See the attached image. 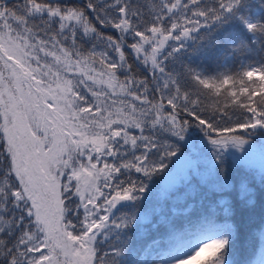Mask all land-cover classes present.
I'll list each match as a JSON object with an SVG mask.
<instances>
[{"label": "snow or ice", "instance_id": "6c2138e0", "mask_svg": "<svg viewBox=\"0 0 264 264\" xmlns=\"http://www.w3.org/2000/svg\"><path fill=\"white\" fill-rule=\"evenodd\" d=\"M256 232L264 264V0H0V264H253Z\"/></svg>", "mask_w": 264, "mask_h": 264}, {"label": "trees", "instance_id": "16d2710c", "mask_svg": "<svg viewBox=\"0 0 264 264\" xmlns=\"http://www.w3.org/2000/svg\"><path fill=\"white\" fill-rule=\"evenodd\" d=\"M254 244L255 248L250 258L253 261V264H259L261 248V236L259 232H256L254 235Z\"/></svg>", "mask_w": 264, "mask_h": 264}, {"label": "rangeland", "instance_id": "374dc122", "mask_svg": "<svg viewBox=\"0 0 264 264\" xmlns=\"http://www.w3.org/2000/svg\"><path fill=\"white\" fill-rule=\"evenodd\" d=\"M262 161L260 160L259 157H257L254 161L253 167L254 169L258 172L260 170Z\"/></svg>", "mask_w": 264, "mask_h": 264}]
</instances>
